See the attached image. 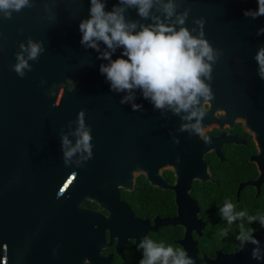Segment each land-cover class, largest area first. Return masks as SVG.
Segmentation results:
<instances>
[{
	"label": "water",
	"instance_id": "water-1",
	"mask_svg": "<svg viewBox=\"0 0 264 264\" xmlns=\"http://www.w3.org/2000/svg\"><path fill=\"white\" fill-rule=\"evenodd\" d=\"M165 3L158 0L152 15L174 23L177 15L187 13L183 26L194 36L202 32L216 57L210 62L211 79L205 78L212 99L207 108L203 98L199 104L205 112L202 127L242 118L259 146L256 159L264 157V78L255 59L264 47V33L257 34L264 28V16L244 15V10L258 8L257 0H172L175 14L170 20L162 11ZM115 4L118 0H108L106 10ZM29 5L12 11L11 18L0 10V264H70L76 249L86 243L91 219H103L80 208L83 200L106 207L113 200L121 203L118 188L130 189L134 174L145 172L148 177L153 167L194 157L195 150L215 146L222 135L207 136L211 143H205L191 129L181 131L195 118L183 120L185 113L157 110L139 90H134L133 100L120 103L128 93L112 91L99 71L109 61L80 43L79 23L89 16L90 0H29ZM125 17L138 24L155 23L141 19L134 8ZM29 40L44 49L37 60H27L21 49ZM100 49L108 50L103 43ZM121 52L117 49L112 58ZM18 54L31 66L23 77L14 71ZM133 103L140 109L133 110ZM215 110L222 111L217 118ZM81 112L92 155L86 158L87 152L77 150L66 166L62 138L67 136L68 148L76 145ZM185 179L189 177L180 182ZM169 223L182 226L181 248L195 264H211L205 254L197 257L194 241L188 246L190 230L199 233L203 226L195 215L181 211ZM253 235L264 255V227ZM96 241L104 243V236ZM239 246L231 254L217 252L214 259L254 262L255 246Z\"/></svg>",
	"mask_w": 264,
	"mask_h": 264
},
{
	"label": "flooded vegetation",
	"instance_id": "flooded-vegetation-1",
	"mask_svg": "<svg viewBox=\"0 0 264 264\" xmlns=\"http://www.w3.org/2000/svg\"><path fill=\"white\" fill-rule=\"evenodd\" d=\"M221 114L214 111L215 118ZM203 128L206 136L222 135V140L214 142L215 146L195 150L194 157H178L175 165L153 167L148 177L145 172L134 174L130 189L118 188L121 203L113 200L106 207L96 201H82L80 208L103 219H91L86 226V243L76 249L70 264H139L143 253L137 246L145 237L182 249L183 228L169 221L186 210L203 223L199 233L190 230L188 243L189 246L194 241L198 258L205 254L211 264H264V260L233 263L214 259L217 252L231 254L240 245L236 236L241 221L229 226L219 214L226 200L237 211L264 215V177L257 185L253 183L264 176V157L256 159L259 146L254 133L242 118L213 121ZM181 177L189 180L180 182ZM175 185V189L171 188ZM109 215L110 224L105 220ZM260 227L258 224L254 229ZM223 230H227V236L220 235ZM102 235L104 243L97 242ZM199 246L208 247V254Z\"/></svg>",
	"mask_w": 264,
	"mask_h": 264
},
{
	"label": "clouds",
	"instance_id": "clouds-1",
	"mask_svg": "<svg viewBox=\"0 0 264 264\" xmlns=\"http://www.w3.org/2000/svg\"><path fill=\"white\" fill-rule=\"evenodd\" d=\"M108 0H90L89 16L79 23L81 32L80 43L85 48L96 50L98 59L107 60L109 63L101 64L99 71L109 82L110 89L114 92H127L120 103H126L134 99V90H139L144 99L148 100L157 110H170L174 115H180L181 119L195 122L184 124L180 130L191 129L198 134L205 143H211L201 125L205 115L199 107L200 100L206 102L212 99L210 86L205 78L211 79L212 66L215 54L211 45L203 38V34L194 36L187 27H184V15H177L174 23H164L159 17L152 15L154 4L158 0H118L111 10L107 9ZM256 10H244V15L252 19L264 16V0H257ZM29 5V0H0V10L6 18H11V12H19ZM129 8H134L137 15L143 20H153V24H138L136 21L126 19L125 13ZM162 11L165 19L170 20L175 14V5L172 0L163 4ZM197 23H201L197 21ZM175 25H181L179 29ZM264 33V28L258 30V35ZM106 46L107 51H101L100 44ZM21 49L27 52V60H37L43 52L39 43L31 40L28 46L21 44ZM117 49H122L121 55L113 59ZM18 63L14 71L20 77L25 75L24 69L31 70V66L23 55H17ZM259 64V74L264 78V47L256 54ZM141 105L132 104L133 110L140 109ZM84 113L78 116L77 134L78 139L74 147L68 148L70 141L67 136L62 138L64 146L65 165L69 164L70 158L83 150L90 158L91 136L85 129ZM219 214L227 224L231 226L236 221L239 224V235L236 239L240 242V250L245 244L251 243L252 258L264 260L261 254L260 241L253 235L256 230L245 227V219L251 225L259 221L264 227V215H248L246 211H237L236 206L226 200L219 207ZM221 236H227V230L220 232ZM143 257L139 264H195L194 260L184 249L166 246L163 242L156 243L151 238L145 237L138 244Z\"/></svg>",
	"mask_w": 264,
	"mask_h": 264
},
{
	"label": "trees",
	"instance_id": "trees-1",
	"mask_svg": "<svg viewBox=\"0 0 264 264\" xmlns=\"http://www.w3.org/2000/svg\"><path fill=\"white\" fill-rule=\"evenodd\" d=\"M258 224H259V221H256V222H253L251 225H249V224L247 223V220L245 219V227H246V228H247V227L255 228V226H258ZM199 248H200V250H204V251H206L207 254H208V247H206V246H199Z\"/></svg>",
	"mask_w": 264,
	"mask_h": 264
}]
</instances>
